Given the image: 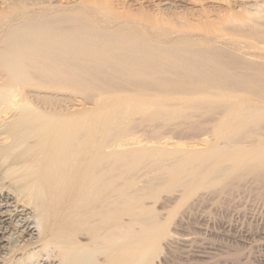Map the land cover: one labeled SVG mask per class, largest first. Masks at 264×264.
<instances>
[{
  "label": "bare ground",
  "instance_id": "1",
  "mask_svg": "<svg viewBox=\"0 0 264 264\" xmlns=\"http://www.w3.org/2000/svg\"><path fill=\"white\" fill-rule=\"evenodd\" d=\"M60 8L0 25V248L12 243L5 235L15 217L7 209L9 192L32 210L38 230L34 233L33 224L25 222L29 253L4 263L36 264L45 257L56 264H153L162 247L192 240L176 237L157 220L163 202L171 199L156 200L163 203L161 213L146 204L152 194L145 195L151 193L145 189L154 188L160 177L134 190L135 179L119 181L120 164L133 158L137 165L157 154L158 169L169 161H161L166 154L161 145L173 147L178 160L169 165V179L184 191L172 199L178 200L176 206H188L184 213L213 194L205 190L207 178L221 190L237 180L236 187H243L250 175L264 186V61L254 44L264 43V23L240 28L228 21V35L209 29L196 36L155 28L134 14L102 17V26L94 27L98 15ZM243 44L261 61L245 58ZM58 87L94 89L86 99L97 108L71 118L73 112L64 109L67 100L53 92ZM196 95L201 102L194 101ZM244 100L249 101L245 108ZM142 101L145 107L136 105ZM150 109L148 120L161 123L153 130L157 146L130 139L128 124L114 130L107 124L104 131L99 120L114 111L133 125ZM206 122L215 124L207 129ZM168 130L186 139L211 133L215 141L208 149L182 147L174 138L161 140ZM235 130L241 131L240 139L258 140L242 147L233 140ZM143 167L142 178L152 171Z\"/></svg>",
  "mask_w": 264,
  "mask_h": 264
},
{
  "label": "rangeland",
  "instance_id": "2",
  "mask_svg": "<svg viewBox=\"0 0 264 264\" xmlns=\"http://www.w3.org/2000/svg\"><path fill=\"white\" fill-rule=\"evenodd\" d=\"M167 2L172 4L171 7L172 9L171 8L166 9L164 4ZM60 7L61 8L69 7L70 10L71 9L74 10L76 8L79 10L83 9L85 10L83 11L84 12L83 14L88 15L90 13L91 15H93L92 16L93 18L96 15H98V17L94 18L95 22L91 23V25L92 26L94 25V27L95 26L98 27L97 25L102 26L104 20L106 19L105 18L106 16L112 17L122 14L132 16L134 14L133 16L135 18L138 17V20H140V22L146 21L145 23H148L149 25L155 28L179 31L182 32V34L194 33L192 35H196V36H198L203 31H208L209 29L210 31L212 30L213 32L215 31L216 35L219 33H222L221 35H226L227 33L228 35L231 33L229 30L226 31V25L228 21L235 22L237 26H239L240 28L241 27L245 28L253 24L264 23V0H0V25L3 24L4 22H9V21L13 22L15 20V17L31 16L30 18H28V20L41 18L44 16L41 15L42 12L43 14H45V11L49 10L46 12L53 13L55 12V10H58ZM102 17L104 18V20ZM99 22L100 24H98ZM254 44H256L257 47L255 48L256 54L262 57L263 58L262 61H264V43L255 42ZM244 45L245 44H243V49L241 50V53L243 51V56H245V58L247 57V59H249L252 57L253 59L261 61V59L258 57L254 58L252 55V53L254 54V52L253 51L250 52V50L246 49ZM244 49H246L245 52ZM245 53H247L246 54L247 56L245 55ZM248 53L250 55H248ZM63 88L65 87H61V90ZM59 89L60 87L54 89L53 92L56 95H59V97H64V99L67 100L65 102L66 106L64 109L65 111L69 109V112L71 111L73 112L71 114L72 115L71 118L72 117L76 118V114L77 115L79 113L81 114L82 111H86L87 109L89 110V108L90 109L97 108L96 104L93 105L92 100L88 101V99H86L87 98L86 95L90 91H93L92 94L95 92L94 89L93 90L88 89L87 90L88 92L78 90V87H72V88L66 87L65 88L66 90L64 91L63 90L61 91ZM81 93L83 96L81 95ZM244 95L245 98H247L248 94H243V96ZM194 99L195 102L197 99H198L197 102L199 100L201 102L202 97L199 98L198 95H196ZM173 102L175 101H172V103ZM245 102H249V101L246 100L242 101L243 108H245L246 105L248 104V103L245 104ZM142 103L143 101L137 103L136 105L139 107L142 106L145 107L147 105L146 102H144L145 104ZM151 112L152 110L150 109L145 114H140L138 115L139 117L136 116L134 122L136 121L137 125L135 123H133V125L128 123V120L124 121L121 116L119 119L118 118L119 115L116 114V112L114 111L113 112L105 111L104 113L102 112L103 118H99V120L103 119V127L105 125L106 126L111 125V129L113 130L116 129L115 127L119 129V127L121 126L120 123H122V126L124 125L125 129L130 126L128 128L132 131V132L129 131L130 136L131 135L133 136L134 134V136L130 137V139L132 140L138 139V141L140 140L143 143L152 141L151 143H149V145L152 146V144H155V146H157V143H154L155 140H153L154 139L153 130H155L156 127H158L161 123L152 122L148 120L147 117L148 115L151 114ZM91 113H92L91 111H87L86 116L89 117ZM107 113L109 114L106 116ZM213 124L215 123L206 122V124L204 125L205 128L210 129L212 128L210 126H212ZM262 126L264 129V124ZM106 128L105 127L103 128L104 131ZM145 130L147 131L144 133L143 131ZM237 131L235 130V135L233 136V140L235 141L238 140L240 146L242 147L248 148L253 143H255V140H258L257 139L258 137L253 139L250 138L245 139L246 138L245 136H243V138L240 139V137H242V136L239 137V133L241 131L240 130L238 132ZM149 132H150V136L152 135L151 137L149 136ZM140 133L143 135H141ZM143 136H145L146 138ZM162 136L161 137L163 139L161 140L163 142L169 138H174L175 141L178 140L177 142H180V145L182 147L183 144L184 146L185 144H187V146L198 144L200 146L198 145L197 146L201 148V150L208 149L209 142L211 144L212 141H215L214 139L215 137L213 135L212 137H210L211 133L198 135L199 137L196 136L193 139H186L183 138V136L175 135L168 130L164 134H162ZM202 139L203 141H201ZM261 139H264V136ZM183 141L187 143H183ZM163 146H165L164 149ZM170 147L171 146H167L164 144L161 145L162 148L161 151H163L162 154L164 152H166V154H164L160 159L161 161L166 159L169 161H165L164 165L158 169L156 167L157 166L156 163H154L155 159L158 158L157 154L148 155L145 158L146 160L143 159L142 162H139L137 165L133 164L135 163L134 159L132 158L131 160L130 158L128 162L127 160L124 161L126 163L123 162L122 164H120L119 167L120 175L121 172L126 173V174H122L125 176L119 175L120 177V179L118 178L119 181H123L125 180V178L131 179L132 181H134L135 179L136 183L134 184V186L136 185V188L132 186L135 188V189L132 188L134 190L143 188L144 182L146 186L147 185L146 183L149 182V179L152 182L153 180H155V178L160 177L159 180L154 181V188L148 189L146 187L147 189H145V191L148 190L151 191V193L146 192L145 195L147 194L148 196L149 194H152V196L151 195L149 196L150 198L146 196L148 198L147 201H145L146 204L148 202L147 205H149L152 208V212L154 211V209H156L154 211L155 213L162 212L161 214H159L160 218L158 217L159 219L161 218L162 219L161 220L157 219V220L163 221L162 223L164 225H167L168 231L171 234H174L176 237L188 238L192 240V243L185 246L182 244H177V245L174 244L169 248L171 250L169 249L166 250L165 248L162 247V249L160 250L161 252L160 255H157L159 256V258L156 255H155L156 261L153 258L154 259L153 264H264V186L263 184L257 182L253 178L254 175L253 176L250 175L244 179L243 187L241 186L242 188L236 187L238 186V184H240V182H238L237 180L236 182L234 181L233 184L234 186L227 188L225 190H221V187L219 185L213 184V180H212L213 178H207L205 183L207 189L205 190L208 191L212 189L211 192L213 194H209L206 199H201L203 202L199 201L198 202L199 204L195 203L197 205H194L193 208L188 213H184L185 212L184 210H186L188 206L185 205L183 206L180 204L176 206L178 200L175 201L172 199L173 197L176 196L178 197L181 194V190L184 191V187L181 188L180 186L174 185L172 181H171L172 183L170 182L169 165L170 163L172 164V162L178 160V157L176 156L177 157L176 158L175 154H173L175 149L173 147H172L173 149L172 148L170 149ZM166 148L168 151H166ZM233 151H235V149L230 150L231 153ZM152 156H154V158ZM147 158H149V160ZM143 161H145L144 164ZM142 165L148 166L149 170H150L149 167L152 168L151 169L152 171L147 173V175L144 176V178H142L143 176L140 175L141 174L140 171L142 170L143 167ZM137 177L140 178V180H138ZM231 177L234 178L233 176ZM165 179H167L170 184L166 183L167 180ZM147 180L148 182H146ZM0 184L2 183L0 182ZM208 187L210 188L208 189ZM205 190L202 192H205ZM9 194H11L9 201L10 205H8L9 207L7 206V209L13 212V214H15V217L14 219H12L13 221H11V224H13L14 226L11 225L9 229L6 230L5 235L11 239L8 240H10V242L12 243L11 245H8L9 247L7 246V248L3 249L4 251L0 248L1 250L0 264H5L6 262H8L7 259H10V261L17 260L18 258H20V256L21 258L25 256L24 254L26 252L29 253L30 251L29 248L32 246H29L27 242L25 243L28 237L23 232L24 229L21 226H23L25 222L28 223L30 222V224H33L32 225L33 227L35 226L33 223L34 222L33 216L31 215L33 214L32 210L28 209V206H25L23 203L17 202L18 199H16L13 193L9 192ZM162 198H166V199L169 198L171 199V202H165L164 199L162 200ZM195 198L196 196L193 199ZM212 199H214L215 201ZM156 200L162 202L164 201L163 203H165V205L162 206L163 203L156 202ZM154 206L156 207L154 208ZM159 210L162 211L160 212ZM163 213L165 215H162ZM17 222H19V224ZM35 227L33 228L34 230L33 232L38 234V230L37 228L35 229ZM11 231L13 232V234ZM12 239L15 243H13ZM13 245L14 247L16 246L18 249L22 248L19 249V253L17 248L15 251L14 250L10 251L11 249H15ZM25 245H28L29 248H27L28 246L25 247ZM9 248L11 249L9 250ZM25 248L28 249L29 251L28 250L26 251ZM139 255L143 256L141 254H138V256ZM135 256L138 257L137 254H135ZM45 259L48 258L45 257L42 258V260H44L45 263L42 260L41 261L38 260L36 264H49L50 262H51L50 264H56L54 261H51L50 259H48L50 261ZM151 263L152 262H149L148 260H146L145 263L143 262V264H151Z\"/></svg>",
  "mask_w": 264,
  "mask_h": 264
}]
</instances>
